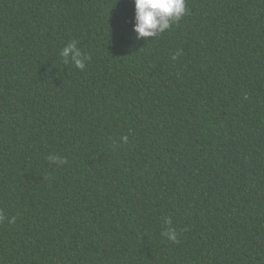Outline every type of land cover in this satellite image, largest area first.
<instances>
[{"label": "trees", "instance_id": "1", "mask_svg": "<svg viewBox=\"0 0 264 264\" xmlns=\"http://www.w3.org/2000/svg\"><path fill=\"white\" fill-rule=\"evenodd\" d=\"M185 4L0 0V264H264V0Z\"/></svg>", "mask_w": 264, "mask_h": 264}, {"label": "clouds", "instance_id": "2", "mask_svg": "<svg viewBox=\"0 0 264 264\" xmlns=\"http://www.w3.org/2000/svg\"><path fill=\"white\" fill-rule=\"evenodd\" d=\"M135 13L133 32L134 39H146L163 34L171 25L179 21L186 14L185 0H134ZM64 63L71 62L76 68L83 70L90 56L86 55L77 46L76 41L69 42L60 52ZM127 142V136L122 137ZM59 164L66 163L65 160L57 157L49 158ZM2 219V217H0ZM165 223L171 225L170 218H165ZM169 240L177 242L176 230L172 227L167 228L163 233Z\"/></svg>", "mask_w": 264, "mask_h": 264}]
</instances>
